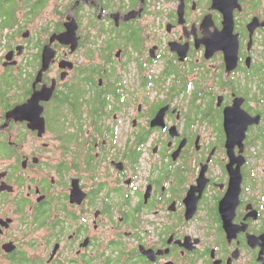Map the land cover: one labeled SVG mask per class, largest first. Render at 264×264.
<instances>
[{"label":"flooded vegetation","instance_id":"flooded-vegetation-1","mask_svg":"<svg viewBox=\"0 0 264 264\" xmlns=\"http://www.w3.org/2000/svg\"><path fill=\"white\" fill-rule=\"evenodd\" d=\"M0 264H264V0H0Z\"/></svg>","mask_w":264,"mask_h":264},{"label":"water","instance_id":"water-1","mask_svg":"<svg viewBox=\"0 0 264 264\" xmlns=\"http://www.w3.org/2000/svg\"><path fill=\"white\" fill-rule=\"evenodd\" d=\"M62 37H63V36H61L59 39L61 40Z\"/></svg>","mask_w":264,"mask_h":264}]
</instances>
